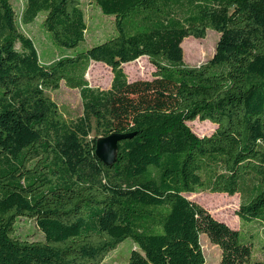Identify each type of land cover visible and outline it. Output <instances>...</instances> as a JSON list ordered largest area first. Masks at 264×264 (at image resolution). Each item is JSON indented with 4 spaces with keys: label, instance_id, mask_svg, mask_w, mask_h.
Returning a JSON list of instances; mask_svg holds the SVG:
<instances>
[{
    "label": "trees",
    "instance_id": "trees-1",
    "mask_svg": "<svg viewBox=\"0 0 264 264\" xmlns=\"http://www.w3.org/2000/svg\"><path fill=\"white\" fill-rule=\"evenodd\" d=\"M93 1L115 31L84 47L83 0H25L19 15L0 0V264H112L104 259L128 238L127 264H205L201 234L220 264H264L240 229L186 196L240 194L235 214L264 228V0ZM41 13L71 54L42 61L21 29ZM209 28L220 33L213 57L188 65L184 39ZM142 56L152 78L130 81L124 64ZM91 61L111 69L110 88L85 78ZM63 82L83 101L73 123L47 95ZM91 118L101 137L135 133L112 166L95 154ZM196 119L217 127L199 136ZM22 217L45 240L16 235Z\"/></svg>",
    "mask_w": 264,
    "mask_h": 264
},
{
    "label": "rangeland",
    "instance_id": "rangeland-1",
    "mask_svg": "<svg viewBox=\"0 0 264 264\" xmlns=\"http://www.w3.org/2000/svg\"><path fill=\"white\" fill-rule=\"evenodd\" d=\"M12 1L19 15L23 9L25 0ZM82 5L88 23L86 41L83 44L84 47L102 42L114 34V17L103 14L93 0H83ZM182 14V12H179V15ZM44 18L45 13H41L34 22L25 26L21 25V29L33 38L42 61L49 62L59 58L64 53L71 54V51L63 52L53 43L43 25ZM219 38L220 33L212 28L207 30V36L205 38H196L194 36L185 38L183 41V43L185 42V50L182 43L185 62L190 66H197L208 62L216 51ZM17 47L20 48V44ZM196 47H203L206 51L205 56L200 60H197L201 54L199 51H196ZM195 54L197 56L196 58ZM142 57L141 63L132 61L133 63L129 62L124 64L125 72L130 81L152 78V72L155 68L148 57ZM85 75V78L91 86L102 89H108L111 86L113 78L112 71L102 62L91 61ZM47 95L56 103L60 115L68 123H73L84 115L83 101L78 88H70L63 82L60 89L48 91ZM205 122L212 123L209 120L201 121L196 119L194 121H188V124L196 134L203 136L211 134L217 127L214 123L210 125ZM91 125L92 132L89 139L101 138L102 132L97 129L94 118H91ZM186 196L206 207L217 219L226 222L232 228L240 229L242 231V239L245 241L250 240L253 243V259L264 260V228H262L259 221H243L235 214L244 197L242 198L240 194L230 196L226 193L212 192L187 193ZM16 235L29 240H45V235L37 226L35 220L27 217H22L18 220ZM201 243L206 258L205 264H220L222 254L220 247L214 244L207 234H201ZM134 248L136 247L133 240L128 238L120 243L117 248L109 252L104 261L112 264H127Z\"/></svg>",
    "mask_w": 264,
    "mask_h": 264
},
{
    "label": "water",
    "instance_id": "water-1",
    "mask_svg": "<svg viewBox=\"0 0 264 264\" xmlns=\"http://www.w3.org/2000/svg\"><path fill=\"white\" fill-rule=\"evenodd\" d=\"M135 133H112L101 137L96 141L95 154L105 165L112 166L116 159L119 149V142L123 139L132 138Z\"/></svg>",
    "mask_w": 264,
    "mask_h": 264
},
{
    "label": "bare ground",
    "instance_id": "bare-ground-1",
    "mask_svg": "<svg viewBox=\"0 0 264 264\" xmlns=\"http://www.w3.org/2000/svg\"><path fill=\"white\" fill-rule=\"evenodd\" d=\"M183 47H184V50H185V42L183 43ZM197 49H196V51H199L200 52V58H198L197 60H200L201 58H203L204 56H205V54H206V51H205V48H203V47H200V48H198V47H196ZM197 54V53H196ZM196 54H195V58L197 57L196 56ZM199 54V53H198ZM199 57V56H198ZM143 59V57H140L139 59H137V60H135V61H133V62H140L141 63V60ZM133 62H131V63H133ZM192 194H194V193H192Z\"/></svg>",
    "mask_w": 264,
    "mask_h": 264
},
{
    "label": "crops",
    "instance_id": "crops-1",
    "mask_svg": "<svg viewBox=\"0 0 264 264\" xmlns=\"http://www.w3.org/2000/svg\"><path fill=\"white\" fill-rule=\"evenodd\" d=\"M45 62H47V61H45Z\"/></svg>",
    "mask_w": 264,
    "mask_h": 264
}]
</instances>
